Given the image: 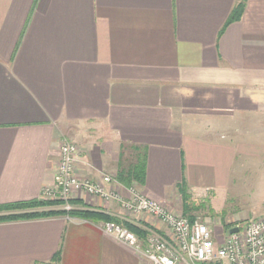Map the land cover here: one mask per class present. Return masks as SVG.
Segmentation results:
<instances>
[{
	"label": "crops",
	"instance_id": "crops-1",
	"mask_svg": "<svg viewBox=\"0 0 264 264\" xmlns=\"http://www.w3.org/2000/svg\"><path fill=\"white\" fill-rule=\"evenodd\" d=\"M63 140L81 148L79 177L113 175L124 199L135 187L173 212L184 190L264 206V0H0V205L40 199ZM103 223L0 222V264H151Z\"/></svg>",
	"mask_w": 264,
	"mask_h": 264
},
{
	"label": "built area",
	"instance_id": "built-area-1",
	"mask_svg": "<svg viewBox=\"0 0 264 264\" xmlns=\"http://www.w3.org/2000/svg\"><path fill=\"white\" fill-rule=\"evenodd\" d=\"M81 161L80 146L63 140L59 150V161L54 183L44 186L41 200L62 201V209L71 211L82 208L73 204L83 195L105 203L116 201L122 211V220L147 214L165 224L166 232L142 227L145 237H140L126 226L115 222H104L103 229L119 241L140 252L151 264H264V215L253 218L238 227L239 231L223 233L221 239L210 223L201 216L193 220L183 211L173 212L160 202L132 188V197L124 199L119 193L107 190L106 184L114 182L113 175L103 174L101 179L81 178L76 166Z\"/></svg>",
	"mask_w": 264,
	"mask_h": 264
},
{
	"label": "trees",
	"instance_id": "trees-1",
	"mask_svg": "<svg viewBox=\"0 0 264 264\" xmlns=\"http://www.w3.org/2000/svg\"><path fill=\"white\" fill-rule=\"evenodd\" d=\"M240 10V5H238L233 13L230 15L227 24L233 22L238 18ZM143 162L140 161L136 167L133 169L134 174L136 175V178H139L142 175L143 172ZM184 201H186L185 208H186V214L192 209H197V204H192L191 207L188 208L187 206V200L189 201L190 195H188L187 191L182 192ZM73 204H81L80 199H74L71 201ZM63 202L62 201H45L41 199L37 200H30V201H23V202H17V203H11V204H4L0 205V222H6V221H13V220H22V219H34V218H43L48 216H55L60 214H69L72 217L92 220V221H104V222H115L122 224L129 228L131 231L135 232L140 237L146 236V231L137 225H134L130 222L121 220L119 218H116L109 213H106L104 211L91 209L87 207L82 208H76L71 211H66L61 208ZM190 218L193 220V216H190Z\"/></svg>",
	"mask_w": 264,
	"mask_h": 264
},
{
	"label": "rangeland",
	"instance_id": "rangeland-1",
	"mask_svg": "<svg viewBox=\"0 0 264 264\" xmlns=\"http://www.w3.org/2000/svg\"><path fill=\"white\" fill-rule=\"evenodd\" d=\"M258 202L256 198L247 196L232 198L230 194H217L211 198H201V201H194L190 196L189 201L187 200V206L188 208L191 207V203L198 205L197 209L190 208L188 214L193 217L195 215L201 216L208 221L218 240L232 226L243 225L250 218L253 219V216H261L259 214H262L260 211L264 206ZM185 204L186 201H184L183 209H181L184 213H186ZM216 264H227V262Z\"/></svg>",
	"mask_w": 264,
	"mask_h": 264
},
{
	"label": "water",
	"instance_id": "water-1",
	"mask_svg": "<svg viewBox=\"0 0 264 264\" xmlns=\"http://www.w3.org/2000/svg\"><path fill=\"white\" fill-rule=\"evenodd\" d=\"M238 231H239L238 227H234V228L230 229V233H235V232H238Z\"/></svg>",
	"mask_w": 264,
	"mask_h": 264
}]
</instances>
